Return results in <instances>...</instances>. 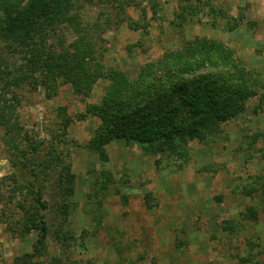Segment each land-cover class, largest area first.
<instances>
[{
    "label": "rangeland",
    "instance_id": "1",
    "mask_svg": "<svg viewBox=\"0 0 264 264\" xmlns=\"http://www.w3.org/2000/svg\"><path fill=\"white\" fill-rule=\"evenodd\" d=\"M151 1L145 10L127 9L146 28L124 22L106 34L108 67L134 73L167 49L208 37L234 49L257 95L190 139L188 159L166 161L161 151L157 163L146 146L121 139L104 152L89 147L99 120L78 115L106 93L105 81L84 101L62 80L56 92L14 88L20 101L6 98L15 104L21 147L28 138L52 142L72 117L55 145L74 178L60 185L54 161L47 175L22 174L34 185L12 199L13 149L0 129V264H21L17 259L30 253L68 264H264V0H156L155 9ZM7 44L0 32V45ZM37 191L45 209L35 202Z\"/></svg>",
    "mask_w": 264,
    "mask_h": 264
},
{
    "label": "trees",
    "instance_id": "2",
    "mask_svg": "<svg viewBox=\"0 0 264 264\" xmlns=\"http://www.w3.org/2000/svg\"><path fill=\"white\" fill-rule=\"evenodd\" d=\"M150 1L29 0L24 5L22 0H0V32L8 41L7 46L0 45V129L13 149L12 199L27 185H34L24 182L28 177L22 174L47 175L54 161L61 164L60 185L65 179L72 183L74 178L70 164L55 145L72 117L64 119L62 132L55 134L52 142L28 138L27 148H23L17 142L20 131L12 116L15 104L11 100L20 101L14 88L44 86L56 92L62 80L84 101L93 97L95 85L103 80L106 93L99 101L88 102L78 115L99 120L89 147L104 152L110 142L121 139L146 146L153 156L163 151L166 161L176 162L190 157V139L200 138L215 124L240 113L248 99L257 95L248 73L235 62L234 49L208 37H194L167 49L134 73L116 65L108 67L104 58L106 34L124 22L132 29L146 28L133 21L127 9L145 10L143 3ZM155 2L151 1L153 9ZM209 66L212 71H202ZM8 94H12L10 101ZM163 159L158 156L156 162ZM35 202L42 209L47 206L41 191L36 192ZM18 204L24 209L21 201ZM47 233V223L43 222L42 238ZM37 256L30 253L17 260L21 264H68L58 256L49 260Z\"/></svg>",
    "mask_w": 264,
    "mask_h": 264
},
{
    "label": "crops",
    "instance_id": "3",
    "mask_svg": "<svg viewBox=\"0 0 264 264\" xmlns=\"http://www.w3.org/2000/svg\"><path fill=\"white\" fill-rule=\"evenodd\" d=\"M137 213V212H136ZM136 216V215H135ZM169 217H166V219H168ZM206 264V263H205Z\"/></svg>",
    "mask_w": 264,
    "mask_h": 264
}]
</instances>
